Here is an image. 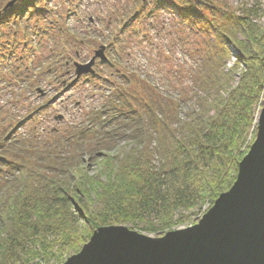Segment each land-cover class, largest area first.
<instances>
[{"label":"trees","instance_id":"16d2710c","mask_svg":"<svg viewBox=\"0 0 264 264\" xmlns=\"http://www.w3.org/2000/svg\"><path fill=\"white\" fill-rule=\"evenodd\" d=\"M252 1V7L237 9L228 0H134V9L125 4L115 16L122 30L111 32L114 40L127 43L128 37L148 38L154 31L164 37L159 56L165 61L182 47L193 62L189 86L170 93L180 89L176 75L174 81L167 78L172 87L164 91L158 85L155 91L153 81L143 86L123 74L114 79L105 103L67 132L0 126V264L62 262L100 226L151 218L165 220L161 227L169 229L185 223L183 211L206 201L212 205L232 186L264 100V0ZM4 38L1 32L0 63L9 60ZM229 44L246 65L236 84L226 83ZM192 100L198 108L191 107L184 121H168L180 115L177 106ZM145 119L153 126L150 151L112 153L115 138L132 134ZM102 151L108 152L101 159L102 177L87 182L86 171L77 170L83 155L98 162ZM81 219L87 223L83 230Z\"/></svg>","mask_w":264,"mask_h":264},{"label":"rangeland","instance_id":"374dc122","mask_svg":"<svg viewBox=\"0 0 264 264\" xmlns=\"http://www.w3.org/2000/svg\"><path fill=\"white\" fill-rule=\"evenodd\" d=\"M133 1L134 0H48L47 2H49L51 6L55 7V10H57L58 12V20L55 19L52 24L55 30V36L57 35V30L62 29L60 40L57 41L56 44L57 52L55 54L54 60L58 62L60 67H62L65 65L67 60L76 59L75 54L77 51L80 52V56L78 58L79 60L89 59L92 55L93 44L95 42H102L104 40L103 36H105L106 38L107 35H111V32L115 31L118 28L115 24L114 27L109 31L105 29L104 33H100L97 31L95 26L91 25L89 16L100 15V9H104L107 19L110 18V16L112 17V15L115 17L117 16V13L121 11V9L124 10L125 4L128 5L127 8L134 9L136 6H132ZM228 1L229 4L236 9L238 8V6H241V8H243L244 5H249L248 7H252L253 5L252 0ZM33 2H36V0H33ZM262 22L264 23V18L262 19ZM55 23L57 24L55 25ZM95 23L96 22L94 21L93 24ZM10 27L11 26L6 28V37H9V35L13 32ZM99 27H101V25ZM74 33H76V37H78L79 39H77V44H67L66 39L70 38V36L73 37ZM235 35L237 36V34ZM82 38L86 39V41L82 42V40H80ZM148 38L150 39V41H148ZM148 38L138 36L137 38H135L134 43H132V45H130L123 54H119L117 50H112V55L110 56H113L114 52H116L114 62L116 64V68H118L117 63L122 62L121 67H123V70L126 71L128 75H130V77L133 76L135 79H138L141 84L144 83L142 84L143 86H146V83L148 81H153V88L155 91L158 85L160 87H163L164 91L168 90L174 84H172L171 82V85L169 82H167V78L174 81L171 78L177 79L176 75H178L179 80L181 81L180 89H172L170 93L174 91L175 94H179L181 90L184 89V87H187L190 84V78L187 73L190 65L193 62L190 60L191 58L189 57V54L182 47L173 49V51L169 52L168 54V60L165 61L162 57L159 56V54L164 51V37H161L159 34L156 35L154 31H151L148 33ZM106 43H108V41L105 40V44ZM52 45L54 46L53 41L46 40L44 50L36 53L39 56L41 55V59L36 57V60L40 62L41 66L43 65V61H46V59L49 57V48ZM228 47L231 51V56L229 59H226L227 66L225 69V73L226 71H229V76H227L228 79L226 78V83L229 80L234 79V84H236L239 81L242 72L245 71L246 65L243 63L241 53L237 49V47H235L234 44H229ZM129 53L131 54L129 55ZM13 54L16 55L15 52ZM118 58H120V60H123L119 61ZM1 68L4 74L7 68L6 65H3ZM26 78H22L20 81H18V83H11L10 87H4L3 83L0 81V89L4 87V89L0 91V126H9L8 128H14L17 126V128L21 130L36 126L37 130H39V132L44 131L45 135H48L51 131L52 133H55L56 130L59 133L67 132L68 129L75 127L77 124L84 123L87 120V115L91 114L93 109L99 108L104 103L108 93L111 92V87H105V83L103 82L91 83L90 86H88V95H85V93L83 92L77 91L75 88L69 91H65L63 86L57 82V79L55 78L53 72H45L42 68L40 70V74L38 75V70L35 67V63L33 64V70L31 71L30 76H27ZM38 86H40V88H42L43 91L46 92V95L44 97L37 96V91L35 89ZM78 102L80 103L76 104ZM263 102L264 100H262L261 107L258 109V118L263 108ZM191 103L190 104L192 106L189 104H185L182 108L177 106L175 112H180V115H178L177 118L174 117L170 119L171 121H168H184V119L186 118L185 113L189 111L191 107L198 108L197 100H192ZM45 104L47 105L44 106ZM173 110L174 109L172 108L168 110V112L164 111L165 115L166 113L169 114V112ZM60 115H63V118L61 120L58 118ZM151 127L153 126L149 123V119H145V123L134 130L135 132H133L132 134L130 132L126 133L120 139L119 136H117V138H115L114 142L112 143L116 145L113 148L114 152L112 153L118 154L119 156H124L128 155L129 153L137 155L139 152L146 153L150 151V146L154 145V140H152L149 135ZM256 127L258 130V119ZM257 130H253L251 132L247 144L245 145V147H243V157L248 153L252 143L256 139ZM107 153L108 152L106 151L99 152L98 162L91 161L92 158L87 153L83 155L84 164L79 166L77 170L79 171V173L82 170L86 171L87 174L85 179H87V182H90L93 177L96 180L97 178L102 177L100 175L101 172L99 171V168L101 166V159H103L105 154ZM102 173L105 172L102 171ZM102 175L105 176V174ZM212 205L210 204V202L208 203L206 201L205 204L197 206L194 209L183 211L182 213L186 218L185 223H177L174 227H171L169 229L161 227L164 226L166 222L165 220L157 221L156 219L151 218H149L150 220L148 221H128L127 223H123L120 225H124L129 229L137 230L141 233L153 237H161L170 230H177L198 223ZM77 213L81 215L84 213V211L79 210ZM177 216L178 213H176V217ZM188 216L190 219H188ZM84 224L86 225L87 223H85L84 220L81 219L79 225L80 230L84 229ZM88 230L89 228L86 229V231ZM94 231L89 230L90 236H92ZM79 251L65 253L63 260L66 261L69 256ZM40 260V257H38L35 258L34 262H40ZM64 261L58 262L56 259H51L46 264H57L63 263ZM16 264L23 263L21 260H18Z\"/></svg>","mask_w":264,"mask_h":264},{"label":"water","instance_id":"95a60500","mask_svg":"<svg viewBox=\"0 0 264 264\" xmlns=\"http://www.w3.org/2000/svg\"><path fill=\"white\" fill-rule=\"evenodd\" d=\"M105 50L101 46L90 62L77 63L78 75L89 72L97 57L105 60ZM59 264H264V102L256 139L239 162L235 182L198 223L161 237L124 225L100 226Z\"/></svg>","mask_w":264,"mask_h":264},{"label":"flooded vegetation","instance_id":"af4514ba","mask_svg":"<svg viewBox=\"0 0 264 264\" xmlns=\"http://www.w3.org/2000/svg\"><path fill=\"white\" fill-rule=\"evenodd\" d=\"M0 0V10L4 6V4L9 1ZM28 0H21L15 4L13 8H11L5 18H0V30L6 25V28L11 26L10 29L13 31L9 35V46L10 52L14 49L16 53L19 49H24V46L21 47V44H26L33 48L35 55L37 58L41 59V55L39 56L38 53L45 48V41H46V30L48 29L50 34H53L54 27L53 22H50V25L47 26L46 22V10L44 2L38 7V14L31 16L32 14L28 11L29 7L26 4ZM26 13V14H25ZM101 16L96 15V23L92 24L95 26L98 32L104 33L105 27H109V21H106L105 25V10H100ZM98 25V26H97ZM101 25V27H99ZM51 37V36H50ZM104 41H105V36ZM74 39H76V33L73 34V37L70 36L68 42L74 43ZM98 44V45H97ZM103 43L95 42L94 45H101ZM96 49V48H95ZM94 49V51H95ZM53 50V49H51ZM78 53L76 52V55ZM94 54V52H93ZM92 54V56H93ZM79 57V56H78ZM87 61V60H86ZM81 61V62H86ZM75 59L67 60L65 63L66 69L63 68H54L53 71L55 73V78L57 81L62 82L65 86V83L72 81L75 78ZM18 70L20 66H17ZM94 69L97 71L98 74H84L79 79L76 85L72 86L70 89L77 88V91L83 92L85 89V85L83 82L88 81H105L109 77V71L111 69V65L108 61H101L96 60L94 64ZM52 70V68H50ZM115 71L111 72V75H114ZM80 102L76 103L79 104Z\"/></svg>","mask_w":264,"mask_h":264},{"label":"bare ground","instance_id":"6f19581e","mask_svg":"<svg viewBox=\"0 0 264 264\" xmlns=\"http://www.w3.org/2000/svg\"><path fill=\"white\" fill-rule=\"evenodd\" d=\"M43 264V263H42Z\"/></svg>","mask_w":264,"mask_h":264}]
</instances>
